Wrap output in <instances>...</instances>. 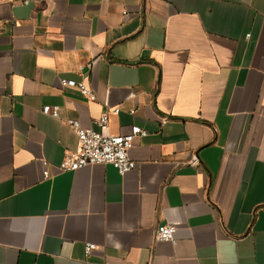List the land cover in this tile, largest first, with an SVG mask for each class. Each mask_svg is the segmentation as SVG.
Instances as JSON below:
<instances>
[{"label": "crops", "instance_id": "0c3cea01", "mask_svg": "<svg viewBox=\"0 0 264 264\" xmlns=\"http://www.w3.org/2000/svg\"><path fill=\"white\" fill-rule=\"evenodd\" d=\"M106 112L135 169L60 171ZM0 264H264V0H0Z\"/></svg>", "mask_w": 264, "mask_h": 264}, {"label": "built area", "instance_id": "2783aa9c", "mask_svg": "<svg viewBox=\"0 0 264 264\" xmlns=\"http://www.w3.org/2000/svg\"><path fill=\"white\" fill-rule=\"evenodd\" d=\"M62 87H75L81 95L96 100L95 91L85 78L82 80H70L62 78ZM43 111L54 117H60L58 106H45ZM110 112L118 113L119 108L112 109ZM110 112L103 113L97 121L98 129L86 127L79 120L67 119V124L74 131L78 140L79 147L76 151H69L59 170L62 172L76 171L90 165L103 164L114 166L121 174H125L136 167V162L131 158L130 151L134 147L135 140L140 136H147L148 132L138 125L132 126L130 133L112 134L109 132ZM45 176L49 177L47 170ZM177 233V225L167 223L159 225L155 232L157 241H173ZM96 248V244L88 242L86 252L90 253Z\"/></svg>", "mask_w": 264, "mask_h": 264}]
</instances>
